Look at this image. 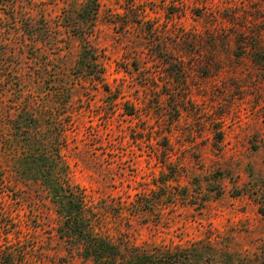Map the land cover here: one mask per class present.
I'll list each match as a JSON object with an SVG mask.
<instances>
[{"label": "rangeland", "instance_id": "1", "mask_svg": "<svg viewBox=\"0 0 264 264\" xmlns=\"http://www.w3.org/2000/svg\"><path fill=\"white\" fill-rule=\"evenodd\" d=\"M88 1L0 0V264H83L21 177L20 108L103 235L178 264H264V0H97L103 84L78 65Z\"/></svg>", "mask_w": 264, "mask_h": 264}, {"label": "trees", "instance_id": "2", "mask_svg": "<svg viewBox=\"0 0 264 264\" xmlns=\"http://www.w3.org/2000/svg\"><path fill=\"white\" fill-rule=\"evenodd\" d=\"M97 14V0H89L78 13L79 20L83 22L78 27V30H81L79 37L84 43L86 42L81 51L78 65L98 70L92 71L94 72L93 79L95 82L103 84L104 70L100 64V57L87 41L93 36ZM28 25L32 27V23ZM44 31L43 29L42 33H33L32 36L43 39V36L46 37ZM33 37L31 38L33 39ZM44 42H46L45 39ZM25 45H27L26 42H24ZM252 51L254 57L259 58L258 63L262 66L264 45H257ZM104 86L108 93L111 92L108 86ZM28 110L23 111L20 108L17 113L18 120L22 122L27 120V123L30 124L27 126L28 135L23 139L25 153L21 157L19 172L24 181L38 182L47 190L59 218L57 235L71 257L80 258L83 264H178L181 262L177 255H153L140 251L128 243L123 245L115 242L109 236L103 235L102 226L98 223L101 220L94 212L93 207H90L86 193L67 179L66 166L60 149L53 147L50 150L49 140L45 138L47 129H42L37 118L33 117L34 115H29ZM126 114L134 116L136 111L131 107ZM19 124L23 125L24 123ZM13 255L14 251L12 250L5 255L6 259L1 264L18 262L15 261ZM18 264H23V261Z\"/></svg>", "mask_w": 264, "mask_h": 264}]
</instances>
